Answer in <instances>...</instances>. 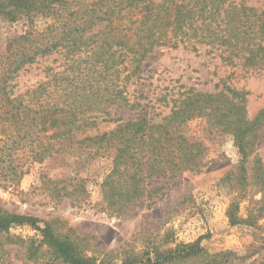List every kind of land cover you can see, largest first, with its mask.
<instances>
[{
    "label": "trees",
    "instance_id": "1",
    "mask_svg": "<svg viewBox=\"0 0 264 264\" xmlns=\"http://www.w3.org/2000/svg\"><path fill=\"white\" fill-rule=\"evenodd\" d=\"M0 19L21 24L0 51L1 187L16 186L31 164L56 154L71 156L77 165L111 156L112 167L100 183L102 209L120 216L147 201L150 207L184 172L205 166L206 146L183 130L197 117L206 118L212 130L232 134L242 162L251 156L264 110L249 119L243 90L181 85L174 97L172 87L161 94L171 106L159 122L143 113L125 118L119 110L142 108L131 100L129 87L144 78V62L160 46H205L232 67L264 72V9L243 0H0ZM53 54L61 57L59 64H47ZM33 69L43 75L26 84L23 77ZM48 184L54 197H68L77 206L89 199L78 174ZM228 214L233 225L262 227L257 222L264 212L241 218L232 207ZM40 222L0 207V264L10 252L6 246L14 244L25 247L28 259L45 246L43 253L64 264H230L236 255L211 253L201 239L170 237L165 248L148 246L114 263L108 255L84 254L69 236ZM12 224L39 230L40 245L21 244L9 234Z\"/></svg>",
    "mask_w": 264,
    "mask_h": 264
},
{
    "label": "rangeland",
    "instance_id": "2",
    "mask_svg": "<svg viewBox=\"0 0 264 264\" xmlns=\"http://www.w3.org/2000/svg\"><path fill=\"white\" fill-rule=\"evenodd\" d=\"M243 1L264 9V0ZM20 29V23L0 19V51L8 36ZM55 57L58 62L54 61ZM60 62L57 54L47 60V64ZM42 73L33 69L23 81L34 82ZM143 76L129 87L131 100L140 102L142 108L120 109L125 118L143 113L159 122L171 106L170 98L162 100L161 94L173 87V96L177 97L181 85L207 92H219L225 85L243 90L251 120L264 110V72H245L232 67L205 46L198 51L182 45L157 47L144 62ZM183 130L206 146L205 166L200 172H184L176 185L166 184L164 195L150 207L146 206L147 201L120 216L103 210L100 183L112 167V157L77 165L65 154L31 164L16 186H0V207L37 217L41 226L49 222L58 233L73 239L84 254L98 258L108 255L114 263L128 255L141 254L148 246L150 250L155 246L165 248L173 237L176 242L201 239V244L211 253L234 250L236 255L230 264H264V251L260 250L264 244V216L258 219V226H262L259 228L245 223L233 225L228 214L232 207L241 218L264 212V116L252 135V154L245 162L233 135L210 129L206 118L188 121ZM75 174L85 179L89 193L82 206L72 204L68 197L56 198L48 189V179H68ZM9 234L23 240L21 244L33 242L35 247L42 240L40 231L30 224H12ZM6 247H10V252L3 254L7 258L4 264H64L43 253L45 246H41L37 257L30 259L20 244Z\"/></svg>",
    "mask_w": 264,
    "mask_h": 264
}]
</instances>
